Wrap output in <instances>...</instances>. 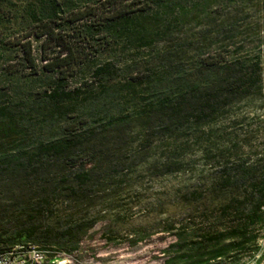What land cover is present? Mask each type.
I'll use <instances>...</instances> for the list:
<instances>
[{"label": "trees", "instance_id": "obj_1", "mask_svg": "<svg viewBox=\"0 0 264 264\" xmlns=\"http://www.w3.org/2000/svg\"><path fill=\"white\" fill-rule=\"evenodd\" d=\"M212 2L0 0V60L8 55L4 68L8 75L45 83L33 100L0 103V258L23 254L31 245L50 259L58 249L75 250V233L83 225L70 224L52 236L40 222L55 202L65 210L93 204L102 186L98 178L108 167L119 166L117 157L133 148L131 140L135 158L145 159L165 138L184 128L210 125L236 100L261 90L264 37L253 34L248 40L253 51L238 55L236 50L237 55L228 57L225 44L212 49L210 25L195 34L182 32ZM247 2L242 0L240 7L245 9ZM237 22L222 27L226 44L238 34ZM122 36L149 48L158 67L145 79L143 91L135 83L124 84L130 94L124 107L106 96L98 110L94 106L89 114L75 115L82 91L70 90V80ZM156 39L163 45L153 51ZM93 75L113 78L118 71L107 63ZM115 106L118 110L111 112ZM238 168L235 179L222 170L214 195L256 175L255 169ZM255 186L238 204L252 200V217L262 221L264 186ZM246 236L242 228L204 235L190 252L179 246L181 251L166 264H213L255 239Z\"/></svg>", "mask_w": 264, "mask_h": 264}, {"label": "rangeland", "instance_id": "obj_2", "mask_svg": "<svg viewBox=\"0 0 264 264\" xmlns=\"http://www.w3.org/2000/svg\"><path fill=\"white\" fill-rule=\"evenodd\" d=\"M231 1L232 5L229 0H213L198 19L185 23L182 32L195 34L210 25L212 49L225 44L228 57L247 55L253 51L250 36L257 33L264 37V0H248L245 9L240 7L242 0ZM234 21H238V34L226 44L222 27ZM162 45L156 39L153 51ZM152 53L138 41L130 42L122 36L78 69L69 88L82 91L74 114H89L94 106L98 110L106 96H114L115 105L124 107V97L130 95L124 84L135 83V89L141 92L149 73L158 67ZM6 57L0 60V103L33 100L45 83L19 74L8 75ZM107 63L118 75L96 78L94 70ZM261 85V90L252 91L220 112L210 125L184 128L165 138L163 145L145 159L135 158V142L131 140L133 148L129 146L126 154L117 157L119 166L108 167L107 173L98 178L102 186L93 204L65 210L55 202L51 212L40 219L45 230L53 236L70 224L83 226L75 233V250L58 249L52 259L43 253L42 264L60 260L64 264H166L178 251L190 252L192 243L201 241L204 235L240 228L246 229V237L254 241L250 239L239 253L213 264H264V220L252 217V200L238 204L255 190L254 185L264 186V66ZM110 110L116 112L118 108ZM238 167L255 169L256 175L214 195L212 189L222 181V170L228 169L235 179ZM254 196H258L257 191ZM222 205L230 206L225 210ZM32 250L39 248L31 245L23 254L0 258V264H23Z\"/></svg>", "mask_w": 264, "mask_h": 264}, {"label": "built area", "instance_id": "obj_3", "mask_svg": "<svg viewBox=\"0 0 264 264\" xmlns=\"http://www.w3.org/2000/svg\"><path fill=\"white\" fill-rule=\"evenodd\" d=\"M40 251L32 250L28 257L27 261H23V264L30 263V264H42L44 261V255Z\"/></svg>", "mask_w": 264, "mask_h": 264}]
</instances>
